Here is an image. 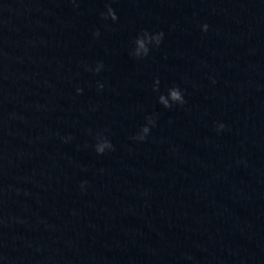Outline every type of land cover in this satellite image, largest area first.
Returning <instances> with one entry per match:
<instances>
[{
    "label": "water",
    "instance_id": "1",
    "mask_svg": "<svg viewBox=\"0 0 264 264\" xmlns=\"http://www.w3.org/2000/svg\"><path fill=\"white\" fill-rule=\"evenodd\" d=\"M0 264H264V0H0Z\"/></svg>",
    "mask_w": 264,
    "mask_h": 264
},
{
    "label": "clouds",
    "instance_id": "2",
    "mask_svg": "<svg viewBox=\"0 0 264 264\" xmlns=\"http://www.w3.org/2000/svg\"><path fill=\"white\" fill-rule=\"evenodd\" d=\"M104 11L100 13V19L104 21H112L115 22L117 20V15L114 12L113 8L111 7L110 4H104ZM207 24L201 25V31H207ZM100 35L99 30H96L93 32V37H98ZM163 39V33L162 32H152V33H147L145 32L142 37H138L135 41V48L132 51V55L134 57H145L149 53V47L148 45H154V46H159L161 41ZM103 68V63L102 62H97L94 67L88 68L86 70L95 73H99ZM97 90H100L103 88V84L97 82L96 84ZM76 94L79 95L82 91L81 88L77 87L76 88ZM161 102L164 104V106L167 108L169 107V101L176 103V104H184V98L181 93V91L177 88H172L169 90V96L168 100H165L164 97L160 98ZM225 125L223 123L217 124L216 125V130L217 132L223 130ZM149 133V127L145 126L141 129L140 133L135 136L133 139L137 141H144V139L147 137ZM70 139V137L66 138ZM94 150L97 155H101L105 152V150H112V145L107 142H97L94 145ZM81 189L84 188V182L81 183L80 185ZM191 259V257H189Z\"/></svg>",
    "mask_w": 264,
    "mask_h": 264
}]
</instances>
